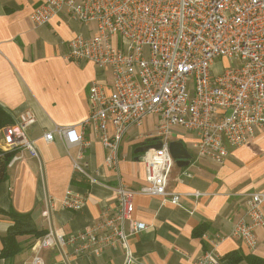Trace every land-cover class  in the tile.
<instances>
[{"label": "built area", "instance_id": "2783aa9c", "mask_svg": "<svg viewBox=\"0 0 264 264\" xmlns=\"http://www.w3.org/2000/svg\"><path fill=\"white\" fill-rule=\"evenodd\" d=\"M61 13L96 28L94 35L79 34L69 42L66 59L110 67L113 80L108 87L98 82L90 87L86 119L56 125L44 134L45 140L58 136L67 147L78 146L74 170L90 182L96 180L83 152L86 128L100 137L111 169L119 170V151L129 128L148 115L158 118L151 136L159 138L162 147L142 154L146 185L136 191L119 180L117 213L70 235L51 227L35 243L37 253L30 264H46L39 254L43 249L69 244L75 253H83L91 244L125 242V223L131 219L137 193L160 196L174 205H180L184 195L201 197L200 192L183 195L169 189L174 126L196 132L198 156L217 161H224L231 148L248 145L264 129V0H42L31 19L45 25ZM220 58L228 65L216 70ZM35 122L34 113L26 111L2 127L0 167L25 152L39 157L29 135ZM84 203V195L68 191L63 207L79 210ZM263 205L264 190L250 193L246 216L232 230L251 251L257 248L256 231L264 226ZM145 228L144 223L133 222L134 232ZM193 264L223 263L212 249Z\"/></svg>", "mask_w": 264, "mask_h": 264}, {"label": "crops", "instance_id": "0c3cea01", "mask_svg": "<svg viewBox=\"0 0 264 264\" xmlns=\"http://www.w3.org/2000/svg\"><path fill=\"white\" fill-rule=\"evenodd\" d=\"M42 0H0V106L13 119L32 111L36 122L29 128L39 157L28 152L11 165L6 162L0 179V251L3 237L13 224L12 212L31 214L37 232L18 236L21 251L0 264H30L37 253L35 243L52 227L58 233L74 234L117 213L115 188L122 180L138 191L147 184L143 153H135L155 130L132 125L120 147L119 170L106 165L107 149L92 128L84 130L88 142L83 148L90 182L74 170L78 146L67 147L56 136L47 142L44 134L56 125H76L90 112L88 92L94 82L108 87L113 75L110 67L90 61L69 63L63 53L77 35L92 36L95 25L84 24L65 13L45 25L31 19ZM220 62L214 64L218 69ZM65 71L69 74L66 75ZM74 72L85 75L76 78ZM142 128L140 134L134 131ZM147 129V128H145ZM2 127H0V137ZM156 138V137H155ZM196 132L180 126L172 128L171 141L184 143L192 155L188 166L175 160L168 174L170 190L202 193L198 199L184 195L180 205L163 202L160 196L137 193L131 219L125 223L127 240L91 244L83 253L65 246L39 252L46 264H193L207 250H214L223 264H264V226L256 231L257 248L249 250L232 235L235 224L246 216L250 193L264 190V129L248 145L233 147L224 161L198 156L194 146ZM68 191L85 196L79 210L63 207ZM264 210V205H263ZM133 222L146 228L133 231ZM101 232H97V236Z\"/></svg>", "mask_w": 264, "mask_h": 264}, {"label": "trees", "instance_id": "16d2710c", "mask_svg": "<svg viewBox=\"0 0 264 264\" xmlns=\"http://www.w3.org/2000/svg\"><path fill=\"white\" fill-rule=\"evenodd\" d=\"M14 121L12 114L0 106V127H4ZM155 139V137H153ZM153 139H148L152 142ZM8 157H10L8 155ZM8 159V158H7ZM6 161L0 167V179L4 177ZM11 217L13 224L9 227L7 234L3 237V248L0 251V258H12L21 251V244L18 241V236L34 234L40 236L43 232H37L31 214H20L12 212Z\"/></svg>", "mask_w": 264, "mask_h": 264}, {"label": "water", "instance_id": "95a60500", "mask_svg": "<svg viewBox=\"0 0 264 264\" xmlns=\"http://www.w3.org/2000/svg\"><path fill=\"white\" fill-rule=\"evenodd\" d=\"M162 147V141L155 138L154 142L144 143L135 149V153H144L150 149H159ZM170 152L173 159L181 166H188L191 163L192 155L183 142L173 140L170 142Z\"/></svg>", "mask_w": 264, "mask_h": 264}, {"label": "rangeland", "instance_id": "374dc122", "mask_svg": "<svg viewBox=\"0 0 264 264\" xmlns=\"http://www.w3.org/2000/svg\"><path fill=\"white\" fill-rule=\"evenodd\" d=\"M65 56H66V51L63 53V58L65 60H67L69 63H74V64L78 65L77 64L78 62L76 63V61L68 60V59H66ZM220 59H221L222 62L219 64L218 69H221L223 65L224 66L228 65L227 61H225L222 58H220ZM235 63H236V61H235ZM232 65H234V63H232ZM65 74L68 75L69 72L68 71H65ZM74 75H75L76 78H81V77H84L85 74L83 72H80V73L74 72ZM188 88H189L190 93L192 94L193 82H189ZM154 121H155L154 118H150V117L146 118V124H144L142 126L143 129L144 130H147V131H153V130H155ZM145 128H147V129H145ZM141 132H143L142 131V128L139 129V130L134 131L135 134H137V133L140 134Z\"/></svg>", "mask_w": 264, "mask_h": 264}, {"label": "flooded vegetation", "instance_id": "af4514ba", "mask_svg": "<svg viewBox=\"0 0 264 264\" xmlns=\"http://www.w3.org/2000/svg\"><path fill=\"white\" fill-rule=\"evenodd\" d=\"M140 145H141V143H140ZM140 145H137V147H139Z\"/></svg>", "mask_w": 264, "mask_h": 264}]
</instances>
